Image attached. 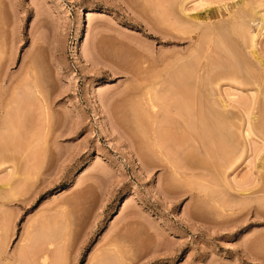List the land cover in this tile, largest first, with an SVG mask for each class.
Here are the masks:
<instances>
[{"label":"rangeland","instance_id":"obj_1","mask_svg":"<svg viewBox=\"0 0 264 264\" xmlns=\"http://www.w3.org/2000/svg\"><path fill=\"white\" fill-rule=\"evenodd\" d=\"M156 1L149 6L146 0H0V106L8 111V129L0 132L4 190H0V247L7 258L44 250L57 257V264H264V168L260 169L264 130L256 125L261 118L259 101L264 102V68L256 61L264 62V30L254 48L247 38L231 37L243 61L258 72L252 84L241 73L233 77L222 69L226 56L214 39L209 46L203 42L200 31L181 36L169 27L173 35L167 36L168 24H161L165 17L158 15L165 5ZM199 1L175 0L173 14L188 25L194 24L188 22L191 18L216 25L217 20L229 22L230 14L249 12L251 7L264 11V0H204L203 7L196 5ZM154 6L160 12L152 11ZM251 25L250 32L257 34V27ZM196 43L206 48L199 47L205 53L202 57L197 53L199 64L202 61L199 67L204 68L202 80L206 75L216 78L204 80L207 87L213 84L206 88L213 99L219 96L213 103L218 107L223 101L234 112L236 149L231 153L235 162H219L215 154L219 146L205 154L199 151L201 155L194 151V157L187 156L183 162L191 172L184 170L185 177L172 180L159 164L141 165L138 154L144 152L147 140L142 141L134 124L130 104L136 94L132 91L143 89L138 91L141 98L154 95L148 89L151 80L162 83L163 88L158 86L163 91L165 73L174 69L172 60L176 63L175 56H181L192 62L188 53ZM159 72L164 74L161 79ZM33 76L39 104L27 103L15 112L8 107L9 92L33 85ZM36 85L28 87L33 92ZM148 99L146 106L142 104L146 112ZM243 102L252 121L248 138L242 134L247 119L238 104ZM147 123L144 136L148 138L152 126ZM153 127L150 132H155ZM157 130L150 138L157 139ZM192 173L207 177L217 173L220 180L214 186L206 181L203 186L208 189L201 192L189 188L188 182L195 181ZM245 182L251 184L250 191L242 190ZM4 194L12 198L6 200ZM45 236L52 238V245ZM104 256L107 261L98 260ZM21 262L28 264L25 259Z\"/></svg>","mask_w":264,"mask_h":264},{"label":"bare ground","instance_id":"obj_2","mask_svg":"<svg viewBox=\"0 0 264 264\" xmlns=\"http://www.w3.org/2000/svg\"><path fill=\"white\" fill-rule=\"evenodd\" d=\"M155 1V0H154ZM164 2V7H161V8H164L163 11L164 13H156L157 11H159L161 8L159 7L158 4H161L162 3H159V2ZM178 0H176L177 2ZM182 1V0H181ZM146 2L149 4V6H151L149 2H151V0H146ZM157 2V1H156ZM204 0H200L196 5L198 6H201L203 7V4H204ZM208 2V1H206ZM143 3V2H142ZM158 3V4H157ZM155 3L154 5H157L159 10H157V6H154L152 8V11L153 10H157V11H154L156 13V15H160V14H163L162 16L165 17V19L162 18V20H159L160 23L162 21H164V23H167L168 24V28H167V24H164L167 28V33L169 32L168 29L169 27L171 29H175L177 32L175 33H181L183 35L181 36H184V35H191V34H196L197 31H200V33H202L203 36H201L203 42H206V44H208V46L210 45V43L212 42V40L214 39L215 43L214 45L219 49L220 53L222 52L228 61L224 60L225 63L222 65V69H225V72H226V69L227 71L230 73L231 76L235 77L237 76V74L239 75V73H241L244 77H248L245 78V81L247 80H250V82L252 83V79H253V82L256 80L255 78V75L258 73V72H255V71H252L253 69L248 67L247 63H245L242 59V57L240 56V54L234 49V45L232 46L231 45V37L232 36H235V38L237 37L239 40L240 39H244V38H247V40H249L250 44H248V46H252V48H254L256 46V38L259 37L260 35V32L261 30L263 29L264 30V11H259L256 9H253V7H251L252 9H249L248 11L249 12H243L244 10L242 11H239L237 13H232L230 14L231 16V21H222V20H217L218 22H216L217 24L216 25H211L209 23H204V21H201V20H196V19H192L189 20L188 18V22L190 21H193L194 24L192 25V22L190 23L191 25H188L189 23H187V21H181V17L178 18L177 17V14L175 16V14H173V6L174 4L177 5V3H175V0H158V2ZM181 3V2H180ZM153 4V3H152ZM185 4V3H184ZM210 4V3H209ZM245 5V4H244ZM248 5V4H247ZM184 6V5H183ZM182 6V7H183ZM157 9H156V8ZM148 8V7H147ZM180 8V7H178ZM198 8V7H197ZM249 8V7H248ZM150 9V8H148ZM241 9V8H240ZM146 10V9H145ZM183 10V9H181ZM151 11V12H152ZM184 11V10H183ZM182 11V12H183ZM186 11V10H185ZM189 11V10H188ZM160 12V11H159ZM181 12V13H182ZM184 13V12H183ZM262 13V14H261ZM166 14V15H165ZM165 15V16H164ZM154 18V17H153ZM184 18V17H183ZM186 20V19H185ZM229 20V19H228ZM151 21V20H150ZM157 21V20H156ZM158 22H156L157 24H160ZM186 25H185V24ZM254 24L256 27H257V30H258V33L257 34H253V32L251 31L250 32V27L252 26L251 25ZM162 24V23H161ZM251 25V26H250ZM185 26V27H184ZM250 26V27H249ZM165 30V29H164ZM262 30V31H263ZM153 31V30H152ZM158 33V32H157ZM165 32V34L169 37L171 35H173V33H168L167 34ZM178 34V35H179ZM160 35V34H159ZM176 35V34H175ZM178 35H176L177 37H179ZM201 35V34H200ZM172 37V36H171ZM186 37V36H185ZM188 37V36H187ZM175 38V37H174ZM233 38V37H232ZM236 38V39H237ZM189 39V38H188ZM234 39V38H233ZM243 41V40H242ZM246 41V39H245ZM192 42V41H191ZM198 42V41H197ZM201 42V41H200ZM248 42V41H247ZM248 42V43H249ZM202 43V42H201ZM200 43V44H201ZM235 43V42H234ZM243 42H241L240 44H242ZM199 43H196V45H193L191 47H193L192 50V53L189 54L187 51L185 53H188V57L190 56L192 62H187L186 60L183 61L184 58H182L180 55V59L176 58L177 56H175V59H176V63H174V59L172 60L174 65H170V67L173 66V70H171L172 72L170 73V71L168 69H171L169 68V64H168V69L167 71H169V75L168 73H165V80H166V77L168 75V80H163L162 82L165 83L166 82V86H165V89L163 91H161L162 89H159V86L160 85L162 87V83H160L158 80L157 82L160 83V84H156V81L154 82L155 85H153V81L151 80V84L149 82V84L151 85V87H149L148 89L151 91H153V94L154 95H147L149 97H139V93L138 91L140 92L141 91V88L140 90L136 91L135 89H133L134 91V95L135 96V100H134V103L130 104V109L131 111L133 110V120H134V124L137 126V129H138V136L142 135L140 138H142V141L144 140H147V141H143L145 142L144 146L145 147V150L143 153H140L138 154L139 156V160L140 162L142 163L141 165L145 166L146 168H152L153 166H161L164 170L168 171L166 174L169 176L170 179L174 180L175 178L177 180H179V178L182 176V177H185L184 175L188 172H191L190 169L188 168H184V160L187 159L186 157H194L195 153L199 151H202L203 153H207V150L209 149V151H211L210 147L215 148L217 149L218 148V151L216 154V156H218L220 160H218L219 162H222L223 164L225 165H228L229 163L232 164V160L235 162L234 158L232 157L233 154L231 153V151L233 152L234 149H236L235 147V142H234V132L232 133V127H234L235 125V122L233 124V113L228 110V107L229 105H226V103H224L223 101H220V106H215V104L213 103V101L215 99H217L218 97H214L215 99H213L212 97V93L209 94V89H206L208 88L211 84L209 83L208 84V87H207V84L204 83V80H208L211 81L214 79L215 81V77L213 78V75H210L212 77V79H210L208 76L207 78V75H206V79L204 78V80H202V76H201V69H204L203 67L200 69L201 67V62L199 64V61L200 58L197 57V55L200 53V56L202 53L204 52H201V50H206V48H202V44L200 45ZM244 44V43H243ZM205 45V44H204ZM206 46V45H205ZM214 46V48L216 49V47ZM196 47H200L202 48L200 50L199 48V51H198V48L195 49ZM238 47V46H237ZM251 48V49H252ZM216 49V50H218ZM247 49V48H246ZM194 50V51H193ZM197 52H196V51ZM215 50V51H216ZM240 50V49H239ZM2 51V50H1ZM0 51V53H1ZM199 52V53H198ZM211 52V51H210ZM198 53V54H197ZM213 53V51H212ZM205 54V53H204ZM209 54V53H208ZM211 54V53H210ZM215 54V53H214ZM253 54V53H252ZM257 54V52H256ZM173 55V54H172ZM148 56V55H147ZM203 56V55H202ZM201 56V57H202ZM216 56V54H215ZM221 56V55H220ZM254 56V55H253ZM167 57V56H166ZM188 57L186 59H188ZM208 57V56H207ZM224 57V56H222ZM162 58V57H161ZM198 58V60H197ZM231 60H229V59ZM169 59H172V58H169ZM167 59V60H169ZM202 59V58H201ZM224 59V58H223ZM246 59V58H245ZM163 60V59H162ZM206 60V58H205ZM221 60V58H220ZM160 61V60H159ZM165 61V59H164ZM171 61V60H170ZM258 62V64L260 65V67L264 68V62L262 61H259V60H256ZM154 62V60H153ZM151 62V63H153ZM156 62V61H155ZM205 62V61H204ZM232 62V63H231ZM150 63V62H149ZM168 63V62H167ZM196 63V64H195ZM207 63V62H206ZM155 64V63H154ZM157 64V63H156ZM218 64V63H217ZM158 65V64H157ZM163 65V64H162ZM166 65V63L164 64ZM200 65V67H199ZM208 65V63H207ZM213 65V64H212ZM247 65V66H246ZM258 65V66H259ZM151 67V65H149ZM206 66V65H205ZM216 66V65H215ZM254 66V65H253ZM157 66L155 65V68ZM159 67V66H158ZM157 67V68H158ZM211 67V66H210ZM214 67V66H213ZM220 67V66H219ZM218 67V68H219ZM153 68V67H152ZM150 68V69H152ZM160 68V67H159ZM166 68V67H165ZM164 68V69H165ZM216 68V67H215ZM141 69V68H140ZM146 69V68H145ZM207 69V68H206ZM149 70V69H147ZM219 70V69H218ZM220 70H221V67H220ZM230 70V71H229ZM257 70V69H255ZM141 71V70H140ZM150 71V70H149ZM155 71V70H154ZM159 71V70H158ZM211 71V70H210ZM259 71V70H258ZM261 71V70H260ZM259 71V72H260ZM132 72V71H131ZM136 72H139V71H135ZM146 72V71H145ZM152 72V70H151ZM209 72V71H208ZM222 72V70H221ZM255 72V74H254ZM148 73L147 72V76H148ZM160 73V72H159ZM219 73V72H218ZM229 73H227L229 75ZM232 73V74H231ZM150 74V73H149ZM161 74L164 76L163 73H160V75H158V77L161 79ZM167 74V75H166ZM205 74H206V71H205ZM220 74V73H219ZM254 74V75H253ZM262 74V72H261ZM133 75V74H132ZM140 75V74H139ZM145 75V73H144ZM209 75V73H208ZM258 75V74H257ZM263 75V74H262ZM30 76L27 75V77L25 78L24 80V83L27 82L28 80V77ZM137 76V75H135ZM134 78H138V77H135ZM146 76V75H145ZM146 76V77H147ZM156 76V75H155ZM215 76V75H214ZM223 76V75H222ZM241 76V75H240ZM32 77V75H31ZM141 77V76H140ZM205 77V76H204ZM230 77V76H229ZM260 77V76H259ZM262 77V78H261ZM260 78L263 80L264 76H261ZM145 78V77H144ZM154 78V76H153ZM152 78V79H153ZM158 78V79H159ZM163 78V77H162ZM258 78V77H257ZM140 79V78H139ZM137 80V81H140V80ZM233 79V78H232ZM247 79V80H246ZM259 79V78H258ZM32 80V79H31ZM30 80V81H31ZM34 76H33V80L31 81V83H33V85H36L35 82H37V80H35ZM259 81L260 83L262 82ZM208 81V82H209ZM213 81V83L215 84V82ZM256 82V81H255ZM254 82V83H255ZM138 83V82H137ZM249 83V82H247ZM259 83V84H260ZM28 84V83H27ZM27 84H23V86L21 87H16V88H12L11 89V92H9V106L8 107H11V109L13 108L16 112V110L19 108V107H26L27 106V103H31L32 105H34L35 103L39 104V98L40 97H37V94L39 93V91L37 90L38 86L37 87H34L32 88L34 91L32 92L28 87V86H32L33 85H29L27 86ZM148 84V85H149ZM253 84V83H252ZM258 84V82H257ZM256 84V86H257ZM258 84V85H259ZM157 85V86H156ZM213 85V84H212ZM211 85V86H212ZM249 85V84H248ZM158 91L157 90V88ZM253 86V85H252ZM261 86V84L259 85V87ZM146 87V86H145ZM155 87V88H153ZM160 87V88H161ZM258 87V86H257ZM258 89L261 90L262 92V87L263 84H262V87H260ZM139 88V87H137ZM147 88V87H146ZM163 88V87H162ZM214 88V87H213ZM217 88V87H216ZM262 88V89H261ZM148 89H145L146 93L148 94L151 93ZM208 90V91H207ZM258 90V91H260ZM148 91V92H147ZM257 91V90H256ZM30 92V93H29ZM142 92H143V89H142ZM140 92V93H142ZM260 92V93H261ZM7 94V93H6ZM215 94V93H214ZM217 94V93H216ZM254 94V92H253ZM40 96V93L38 94ZM144 95V94H143ZM146 95V94H145ZM211 95V96H210ZM252 95V94H251ZM257 95V94H256ZM259 95V94H258ZM263 95V94H262ZM136 96L141 98L139 100V98L136 100ZM215 96V95H214ZM228 96V95H227ZM232 96V95H231ZM256 97V96H255ZM264 97V96H263ZM147 98L150 99V104H149V108H148V112L147 109L145 108V106L147 105L146 104V101H147ZM258 98V97H257ZM4 99V98H2ZM7 99V98H6ZM148 99V100H149ZM1 100V99H0ZM144 100V101H143ZM146 100V101H145ZM152 100V101H151ZM213 100V101H212ZM218 100V99H217ZM216 100V102H217ZM253 100V99H252ZM260 100V99H259ZM258 100V101H259ZM264 100V98H263ZM31 101V102H30ZM246 101V100H245ZM257 101V100H256ZM262 101V99H261ZM259 101V109L257 108V111H259V115L258 113V116H260V120L257 119V121H259V124H257V121H256V125H259L257 129H259L260 131L263 132L264 130V102H261ZM1 102H4V101H1ZM33 102V103H32ZM143 102V103H142ZM145 102V103H144ZM5 103V102H4ZM155 103V104H154ZM219 103V102H217ZM235 103V102H234ZM238 103V101L236 102ZM246 103L248 104V102L246 101ZM246 103L244 104L241 103V104H238L242 107H240V111L243 110V108H247V105ZM257 103V102H255ZM2 104V103H1ZM7 104V103H5ZM26 104V106L24 105ZM29 104V105H31ZM142 104H146L145 106L142 105ZM23 105V106H22ZM28 105V106H29ZM245 105V107L243 106ZM257 105V104H256ZM257 105V107H258ZM3 106V104H2ZM7 106V105H6ZM248 106H250L248 104ZM239 107V106H238ZM251 107V106H250ZM249 107V108H250ZM242 108V110H241ZM0 109H2V112L0 110V132L2 131V133H4V130L2 129H5L7 128V121H8V111L7 110H3V108L0 106ZM8 109V108H7ZM12 109V110H13ZM248 109V108H247ZM246 111H242L243 114L246 116V124H245V129L242 130V134H244L245 137H250V135H252V126H251V120L249 119V112L247 111H250V110H247ZM255 109V107H254ZM7 111V112H6ZM23 111V110H22ZM27 111V110H26ZM151 111V112H150ZM256 111V110H255ZM150 112V113H149ZM19 113V112H18ZM149 113V114H148ZM15 114V113H14ZM151 114V115H150ZM12 115V114H11ZM149 115V117H148ZM233 115V116H232ZM14 116V115H13ZM257 116V115H256ZM257 116V117H258ZM4 117V118H3ZM153 119L150 120V121H147L149 119ZM159 118V119H158ZM237 118V117H236ZM240 118V117H239ZM254 118V116L252 117ZM259 118V117H258ZM256 119V118H254ZM7 120V121H6ZM157 120V121H156ZM232 120V121H231ZM241 120V119H240ZM153 123H152V122ZM157 123H156V122ZM239 121V120H238ZM243 121V120H242ZM146 122V123H145ZM150 123V127L152 126L153 127V124H155L157 127H153V129L155 130V132H150L151 131V128H150V131L149 133H152V135H154L156 133V129L159 128V130H157V139L154 140V138H150L152 135L149 133L147 135H149L150 137L147 138V136H144L145 133H144V129L145 131L146 130V125H148V123ZM244 122V121H243ZM240 123V122H239ZM152 124V125H151ZM244 124V123H243ZM234 125V126H233ZM242 125V124H241ZM6 126V127H5ZM149 126V125H148ZM237 126V125H236ZM8 129V128H7ZM152 129V130H153ZM234 129V128H233ZM236 130V129H235ZM8 131V130H7ZM234 131V130H233ZM0 133V134H2ZM154 133V134H153ZM10 134V133H9ZM233 135V136H232ZM263 136V135H262ZM3 138V136H1ZM0 137V138H1ZM237 136H235L236 138ZM254 137V136H253ZM238 138V137H237ZM151 139V144L150 145H147L149 140ZM141 140V139H140ZM154 140V141H153ZM237 140V139H236ZM141 141V143H142ZM237 143V142H236ZM138 144V143H137ZM143 144V143H142ZM238 144V143H237ZM236 144V145H237ZM140 145V144H139ZM137 145V146H139ZM142 146V145H141ZM209 146V147H208ZM214 146V147H213ZM215 146H219V147H215ZM240 146V145H239ZM140 148V147H139ZM138 148V149H139ZM194 149V150H193ZM244 149V148H242ZM263 150V149H262ZM196 151V152H194ZM214 151V150H213ZM237 151V150H236ZM241 151V150H240ZM244 151V150H242ZM200 152V153H202ZM262 152V151H261ZM157 153V154H155ZM199 153V154H200ZM204 153V154H205ZM198 154V155H199ZM209 154V153H208ZM207 154V155H208ZM211 152V155L212 157L215 155ZM219 154V155H218ZM157 155V156H156ZM201 155V154H200ZM206 155V156H207ZM210 155V154H209ZM238 156H241V155H238L237 154V157ZM2 157V156H1ZM13 157V156H12ZM152 157L154 159H152ZM158 157V158H157ZM190 157V158H191ZM199 157V156H198ZM197 157V158H198ZM235 157V156H234ZM185 158V159H184ZM210 158V156H209ZM241 158V157H240ZM196 159V158H195ZM200 159V158H198ZM202 159V157H201ZM235 159H239L238 158H235ZM216 160V159H215ZM224 160V161H223ZM155 161H158V162H155ZM187 161V160H186ZM192 161V160H190ZM201 161V160H200ZM28 162V161H27ZM188 162V161H187ZM193 162V161H192ZM202 162V161H201ZM213 162V161H212ZM225 162V163H224ZM229 162V163H228ZM263 162H264V159H263ZM228 163V164H227ZM159 164V165H158ZM163 164V165H162ZM201 164V163H200ZM223 164H220L221 166H223ZM193 165V164H192ZM233 165V164H232ZM264 165V164H262ZM194 166V165H193ZM207 166V165H206ZM211 166V165H210ZM214 166V165H213ZM202 167V166H200ZM229 167V166H228ZM154 168V167H153ZM216 168V167H215ZM220 168V167H219ZM225 168V167H224ZM227 168V167H226ZM264 167L261 166L260 169H263ZM162 169V170H163ZM188 169V170H187ZM207 169V168H206ZM147 170V169H146ZM151 171V169H148ZM184 170H187V172L185 171V174H183ZM192 170V169H191ZM213 170V169H212ZM11 171V170H9ZM216 171V170H215ZM201 172V171H200ZM205 172V171H204ZM207 173V172H205ZM218 173H219V170H218ZM171 174V175H169ZM193 174V173H192ZM211 174V173H210ZM215 174V172H214ZM213 174V175H214ZM181 175V176H180ZM212 175V174H211ZM210 175V176H211ZM211 176V180H210V176L207 177V175H204V174H198V175H194L192 177L195 178V181L193 182H188L189 183V188L191 189L192 187L197 189L198 191L201 190V192L204 190H207L206 187L203 186V184H205V182L207 181V184L209 181L213 182V186L216 185V183L220 180L218 179L219 176L217 175L216 173V176ZM176 176V177H174ZM178 176V177H177ZM6 178V177H5ZM11 178V177H10ZM174 178V179H173ZM209 178V179H207ZM225 179V178H224ZM2 180V179H1ZM209 180V181H208ZM218 180V181H217ZM223 180V179H222ZM4 181V179H3ZM9 181V180H8ZM171 181V180H170ZM188 181H191L190 179ZM250 181V179H249ZM1 182V181H0ZM172 182V181H171ZM195 182V183H194ZM222 182V181H220ZM248 182V181H247ZM251 182V181H250ZM255 182V181H254ZM253 182V183H254ZM169 184H172L170 182H168ZM167 183V184H168ZM174 183H176V181H174ZM223 183V182H222ZM243 183V182H242ZM251 182V184H253ZM256 183V182H255ZM218 184V183H217ZM225 184V183H224ZM239 184V183H238ZM249 184V186H248ZM250 183H246L243 184V188H242V185H240V188H242L243 191H250L249 187L251 186ZM9 185V183H8ZM174 185V184H172ZM171 185V187H172ZM222 185V184H221ZM245 185V186H244ZM14 186V185H13ZM227 186V184H226ZM263 186V185H262ZM239 187V186H238ZM257 187V186H256ZM259 187V186H258ZM225 188V187H224ZM228 188V187H227ZM254 188V187H253ZM2 188L0 187V190ZM211 189V188H210ZM252 189V187H251ZM241 190V191H242ZM264 190V189H263ZM2 191V190H1ZM0 191V193H2ZM197 191V192H198ZM256 191V190H255ZM261 191V190H260ZM9 193H11L9 191ZM261 193H264L263 191ZM211 194V193H210ZM246 194V193H245ZM1 195V194H0ZM10 195V194H9ZM216 194H214L215 196ZM5 196V199L9 200L10 198L12 197H9L6 198V195L4 194L3 197ZM213 196V195H212ZM220 196V195H219ZM218 196V197H219ZM228 196V195H227ZM243 196V195H242ZM2 197V198H3ZM226 198V197H225ZM4 200V199H3ZM2 200V201H3ZM248 200V199H247ZM261 200V199H260ZM1 201V200H0ZM5 201V200H4ZM255 201V200H253ZM257 201V200H256ZM230 202V201H229ZM246 202V201H245ZM231 203V202H230ZM242 204V203H241ZM246 204V203H245ZM49 221V220H48ZM44 225V224H42ZM47 226V225H46ZM42 227V226H40ZM30 229V228H29ZM43 229V228H42ZM44 230V229H43ZM28 231V230H27ZM47 232V231H46ZM28 233V232H27ZM48 233V232H47ZM46 233V234H47ZM44 234V233H43ZM25 235V234H24ZM35 235V234H34ZM36 237V236H35ZM46 238L48 236H45ZM45 238V240L49 239V242H46L48 243L49 245L51 244L52 242V238L48 237L47 239ZM51 240V241H50ZM44 242V241H43ZM44 242V243H45ZM29 243V242H28ZM53 243V242H52ZM25 244V243H24ZM43 244V243H42ZM5 245V244H4ZM52 245V244H51ZM2 246V245H0ZM6 246V245H5ZM44 246V245H42ZM58 246V245H57ZM6 248V247H5ZM39 249V248H38ZM40 251V252H39ZM31 252V251H30ZM22 253V252H21ZM29 253V252H28ZM20 254V253H19ZM17 254L15 255L14 257H9L7 258L5 256V253H4V250L2 249V247H0V263L2 261H4L5 263L8 262L9 264H21L22 260H27V263L28 264H57V257L54 255L51 256L49 255L48 251H41V250H38V252H31L29 254ZM121 255V254H120ZM109 257V256H108ZM99 261L103 262V261H107V258L106 256H104V258H101V259H98ZM111 260V259H110ZM24 262V261H23ZM26 262V261H25ZM98 262V261H97ZM97 262L95 264H97ZM99 263V262H98ZM7 264V263H6Z\"/></svg>","mask_w":264,"mask_h":264}]
</instances>
